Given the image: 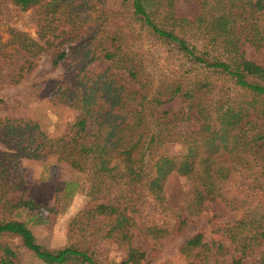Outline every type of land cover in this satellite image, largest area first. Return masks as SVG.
I'll list each match as a JSON object with an SVG mask.
<instances>
[{"label":"trees","instance_id":"16d2710c","mask_svg":"<svg viewBox=\"0 0 264 264\" xmlns=\"http://www.w3.org/2000/svg\"><path fill=\"white\" fill-rule=\"evenodd\" d=\"M122 1L132 22L164 46L168 57L180 60L173 76L151 75L149 60L115 31L108 47L97 53L88 45L73 59L64 85L53 84L51 101L76 110L60 134L49 137L28 118L0 117V204L5 212L0 234L16 237L43 264H101L88 246L98 238L124 245L120 264H141L143 251L129 244L133 213L147 199L162 203L163 181L174 173L196 180L201 189L195 191L196 203L219 200L239 212L236 218L212 222L210 240L199 231L185 239L179 255L187 264H215L210 254L240 264L264 238V64L245 58L241 49L247 43L264 55V0H193L197 13L191 18L175 14L176 0ZM11 2L67 17L85 0ZM13 35L14 51L23 60L15 81L43 50L50 49L52 66L67 55L50 38L40 36V44L24 32ZM82 44L83 39L73 45ZM95 59L109 62L108 67L97 73L85 70ZM118 71L136 88L126 89ZM174 97L185 103L184 110H157ZM191 118L194 126L170 129ZM167 143L178 145L177 151L164 152ZM49 155L79 173L78 191L90 202L70 221L77 243L59 248L42 246L25 221L7 215L21 209L33 212L37 223L45 221L42 210L51 208L12 193L19 190L20 158ZM231 191H245L252 200ZM103 197L105 203L97 202ZM164 232L146 228L152 239ZM16 255L8 243H0V264H14ZM253 264H264V248Z\"/></svg>","mask_w":264,"mask_h":264},{"label":"rangeland","instance_id":"374dc122","mask_svg":"<svg viewBox=\"0 0 264 264\" xmlns=\"http://www.w3.org/2000/svg\"><path fill=\"white\" fill-rule=\"evenodd\" d=\"M77 3L76 1L75 4ZM173 5L177 16L191 18L197 13L193 0H176ZM70 12L67 17H63L61 13L51 14L47 9L38 6L20 9L11 0H0V117L31 119L49 137L60 134L65 124L76 115L73 107L51 101L53 84L66 83V67L88 45H91V49L95 47V52L98 53L100 48L109 46V37L116 31L127 46L138 50L149 60V73L157 78H160L158 75L173 76L176 64L180 61L168 57L164 46L132 22L128 7L122 0H85V3ZM16 31L24 32L40 44L43 39L50 38L53 43L62 44L61 47L66 50L67 55L58 65L52 66L50 49H45L35 58L34 65L26 71L23 70L21 77L15 81L16 69L23 61L21 54L14 51L16 45L13 33ZM40 36L43 39H38ZM82 39V45H73ZM241 49L245 58L264 64V55L261 52L247 43H243ZM108 65L107 61L95 59L86 64L85 70L97 73ZM116 73L126 89L136 88L123 71ZM213 83L217 86L221 84L220 81ZM145 90L141 89L140 93ZM184 108L185 103L174 97L158 106L157 110L180 111ZM191 123L193 124L192 118L185 124H172L170 129L181 131L183 126L187 127ZM162 149L172 153L177 151L178 145L167 143L162 145ZM19 167V190L12 195L20 194L24 199H30L51 210H42L45 219L42 223L36 222L33 212L30 214L21 209L10 211L7 215L25 221L36 241L46 248L77 243L70 221L90 203L88 197L78 191L79 173L66 163L55 162L50 155L43 159L20 158ZM195 191L201 192L196 180L171 173L163 181L162 203L147 199L136 208L132 216L133 224L129 228V244L143 251L144 260L141 264H187L178 253L179 245L185 239L199 231L203 234V239L208 241L211 239L208 229L212 222L226 221L238 216L239 212L228 210L219 200L205 199L196 203ZM232 191L237 197L252 200V196L245 191ZM106 199L107 197H103L97 202L105 203ZM4 215L0 204V218ZM149 226H157L165 232L152 239L146 234ZM92 242L93 244H87L101 264H120L124 258L125 247L122 243L104 238ZM0 243H8L16 249L14 264H43L31 252L20 247L16 237L0 234ZM262 248L264 238L259 246L249 251L240 264H253ZM221 258L210 254L211 263L212 260L216 261L215 264L229 262L226 256Z\"/></svg>","mask_w":264,"mask_h":264}]
</instances>
